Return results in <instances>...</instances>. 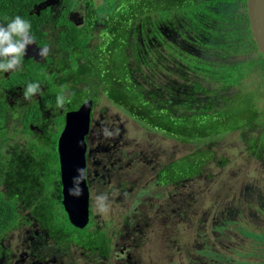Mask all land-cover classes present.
Here are the masks:
<instances>
[{"label": "flooded vegetation", "instance_id": "flooded-vegetation-1", "mask_svg": "<svg viewBox=\"0 0 264 264\" xmlns=\"http://www.w3.org/2000/svg\"><path fill=\"white\" fill-rule=\"evenodd\" d=\"M151 3L155 29L146 26V8ZM247 9L248 0H0V23L20 15L31 22L35 38L26 49L22 71L4 73L0 78V117L5 121L0 125V198L10 200L15 213L13 222L0 232V264H162L138 251L143 247L133 236L139 222L152 213L165 228L177 229L180 221L184 228L185 219L167 221L158 200L165 189L174 187L175 196L182 198L180 206L187 211L190 194L183 195L178 188L195 177L176 180L168 171L179 159L172 153L162 158L149 148L136 151L127 140L129 129L117 122L120 118L113 111L128 112L109 100L119 95L115 89L120 86L111 79L115 71L109 73L108 68L115 69L122 58L131 69L133 41L144 53L149 48L157 51L156 68H150L154 61L143 60L144 77L138 82L153 83L146 99H155L161 114L176 113L186 100H192L196 82L205 90L198 94V107L214 99L246 96L253 114L258 115L253 123L261 122L262 127L257 140L245 141L247 148L242 153L264 164V104L252 94L254 88L264 90V60L259 59L263 56L253 39ZM116 28L125 38L122 53L103 37L110 29L113 41ZM235 32V39L228 35ZM238 40L235 46L224 45ZM168 46L174 55L167 52ZM42 47L47 48L45 56L38 55ZM178 54L187 60L199 59L209 68L207 73L252 64L262 80L245 83L246 78L241 77L230 86L209 78L207 84L212 88H208L179 69L184 63L177 59ZM177 68L183 73L178 74ZM23 79L40 83L42 94L32 100L25 98ZM126 79L130 81L129 74ZM51 87L58 91L57 97H65L63 104L45 102ZM87 102L92 103L84 136L88 221L79 227L70 222L65 210L57 142L66 114ZM60 116L63 121L57 125L53 120ZM125 116L137 126L147 122ZM47 133H51L49 139L55 135V140L39 139ZM156 134L175 141L173 135ZM42 143L52 145L48 167L42 161L45 156L35 153ZM168 197L172 199V194ZM239 197L250 199L251 213H242L236 220L222 213L215 222L226 218L225 222L211 224L208 231L203 229L206 221H200L199 243L195 254L185 258L187 264H264V189L245 188ZM210 198L221 200L223 196Z\"/></svg>", "mask_w": 264, "mask_h": 264}, {"label": "rangeland", "instance_id": "rangeland-1", "mask_svg": "<svg viewBox=\"0 0 264 264\" xmlns=\"http://www.w3.org/2000/svg\"><path fill=\"white\" fill-rule=\"evenodd\" d=\"M228 35L232 36L233 39L237 37L236 32ZM254 68L252 64L247 67L234 65L229 68L233 73L228 75V77L230 80L235 81H240L241 77H245L246 79L242 82L252 81L254 82L253 84H258L262 80V74ZM176 72L178 74L183 73L179 70H176ZM186 75H190L193 80H202L203 85L212 88L207 84L209 79H199L200 77L191 71L187 72ZM62 89L64 91L68 90L63 87ZM235 90V88H232L231 92H235ZM47 91L51 92L54 98H57L58 91H54L52 87ZM252 91L253 97L264 104V90L261 91L259 88H254ZM113 112L118 114L120 118L117 122L124 123L125 127L129 129L130 135L127 134V140L135 146L136 151H143L145 148H149L150 152L156 156L159 154L162 158L168 157L170 153L173 154L174 158H180L194 150L195 145L188 142L184 143L178 140L177 143L176 136L172 137L175 140L173 142L163 140L156 134L167 135V132L162 133L144 123H139L140 126L131 124L125 116H128L127 113ZM261 112L264 113V107ZM60 117H57L53 122L58 125L59 122L63 121L62 117ZM262 118L264 119V116ZM259 124L261 122L253 123L252 128H244L241 131H235L227 135L219 134L217 137L211 136L212 139L208 138V140L202 139L200 141H207L206 144H201V146L204 149L208 148V151L210 150L209 155L211 157L204 165L201 175L199 174L194 179L183 183L178 188L179 193L185 195L188 192L190 194V199L187 198L189 202L186 204L188 210L186 211L185 208L180 206L182 198L175 196L176 190L174 187L165 189L162 193V199L158 200L165 217H168L167 221L185 219L184 228L182 229L181 221L178 223L177 229L165 228L163 225H159L152 213L145 215L139 222V227L133 236V239L138 241L143 247L138 249L141 255H144L146 259L161 261L162 264H171L172 262L187 264L185 258L195 254L194 248L199 243L200 221H206V227L204 228L203 226V229L208 231L212 227L211 224L220 226L225 222L226 218L220 222H215L223 216L221 215L222 213L227 217H233L231 220H236L237 216L242 213H251L253 209L251 208L250 199H241L239 196L242 191H245V188H251L252 186L264 189V164L256 162L249 157L248 153H242V151L247 148L245 141L253 142L257 140L262 127ZM48 138L49 134L47 133L40 136L39 139L47 141ZM52 140H55V135L49 141ZM44 158L45 160L42 159L43 164L48 167L46 161L49 162L50 158L46 155ZM222 162H226V164L221 165ZM168 193L172 194V199L168 197ZM219 194L223 196V198H220L221 200L210 201V197H217ZM206 205H208V208H206ZM187 219H190L194 225L193 228H191Z\"/></svg>", "mask_w": 264, "mask_h": 264}, {"label": "trees", "instance_id": "trees-1", "mask_svg": "<svg viewBox=\"0 0 264 264\" xmlns=\"http://www.w3.org/2000/svg\"><path fill=\"white\" fill-rule=\"evenodd\" d=\"M18 11H21V9ZM154 15V5L152 3L148 4L146 8V26L148 28L153 27L151 29H155L154 26L156 25V20ZM114 33L115 37L113 41L110 36V29H108V32H106L103 37L106 38L105 41L108 42L109 45L118 50L123 46L122 40L125 38H123V35L118 28L115 29ZM151 36H154V32L151 33ZM241 36L243 39L242 34ZM131 38H133V35H131ZM244 38H246V36H244ZM239 42L240 41L238 40L224 45L226 47L235 46ZM137 45V41L131 43V49H134L131 55V69L127 65V61L125 62L126 64L122 62V58L119 60V64L115 66V69L108 68L109 73L115 71L114 77L111 79L114 83L118 81L120 86L119 89H115L118 91L119 95L109 97V100L118 107H124L130 117L139 120L140 122L147 121L144 123L147 126L154 127V129L162 133L167 132V134L176 136L184 143L188 142L195 145L193 152L180 157L177 161L171 164V167L168 169L172 175L177 176L176 180L181 181L182 179H191L199 174L201 175L204 165L211 156L209 155L210 150L208 151V148L204 149L201 146V144H206L207 141H200H202V139H212L211 136L217 137L219 134L227 135L235 131H241L247 127L249 128V126L257 119L258 115L253 114L246 96L242 97V99H237L235 96L233 99H224L222 101L220 99H214L209 103L210 105L201 103V106L198 107L197 104L201 102L198 94L199 92L205 91L201 82L195 83L194 91H196V94L194 98L192 100L189 99L190 101L186 100L184 105L179 106L176 113L173 111L170 114H161L157 109L158 104L155 99H146V95L153 86V83L138 82L140 77H144V74L141 73L142 64L144 63L143 60L154 61L158 59L157 51L149 48V50L144 53L141 51L140 47L137 48ZM122 49H125V47L120 49V53H122ZM167 52L173 53L174 55V52L170 50L169 46L167 47ZM181 54L183 53L181 52ZM185 58L186 57H183V55L179 56L178 54L177 59H179L180 62L183 60L184 63L183 66L179 67L183 72H199L208 79L211 78L215 82H224L230 86H234L237 83V81L230 80L228 77V75L233 73L231 70H223V72L212 70L207 73L206 70L209 68L201 63L199 59L193 58V60H187ZM259 59L264 60V57ZM231 67L232 66H228L226 69ZM150 68H156L155 61L150 65ZM108 72L107 70L103 71V73L109 75ZM134 72H136L137 75ZM127 74L130 76L129 82L126 79ZM148 77L152 78L153 75H149ZM23 83L26 86L29 82L23 79ZM237 91L241 92V89ZM46 95L48 98L44 100L48 105L56 106L57 104H60L58 103L57 98L52 96L51 92L47 91ZM25 114L27 115V113ZM4 123V119L0 117V125L4 126ZM49 135H51V133H49ZM49 140L50 139L48 138V141ZM36 148L37 147L35 146V149ZM51 150L52 145L50 143H44V146L42 143L38 145L35 153L37 156L43 157L46 155L49 158L52 155ZM225 164L226 162L221 163V165ZM13 208L14 205L10 200L0 198V232L6 230L13 222V216L15 214Z\"/></svg>", "mask_w": 264, "mask_h": 264}, {"label": "water", "instance_id": "water-1", "mask_svg": "<svg viewBox=\"0 0 264 264\" xmlns=\"http://www.w3.org/2000/svg\"><path fill=\"white\" fill-rule=\"evenodd\" d=\"M247 13L253 39L264 57V0H248ZM91 102L65 116L58 139L60 171L64 182V205L70 222L82 226L88 221V194L83 180L84 136L87 134ZM70 182L68 186L67 183Z\"/></svg>", "mask_w": 264, "mask_h": 264}, {"label": "clouds", "instance_id": "clouds-1", "mask_svg": "<svg viewBox=\"0 0 264 264\" xmlns=\"http://www.w3.org/2000/svg\"><path fill=\"white\" fill-rule=\"evenodd\" d=\"M6 23H0V78L4 73L22 71V65L28 46L35 43L32 33V24L28 19L16 15L7 19ZM47 48L39 49L38 55L45 56ZM42 94L41 84L29 82L23 89V96L29 100ZM65 97H57V101L63 104Z\"/></svg>", "mask_w": 264, "mask_h": 264}]
</instances>
